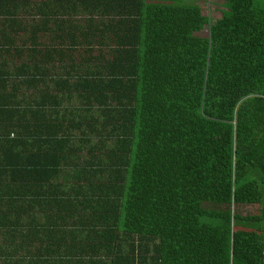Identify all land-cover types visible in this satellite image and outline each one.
Returning a JSON list of instances; mask_svg holds the SVG:
<instances>
[{
  "label": "trees",
  "instance_id": "16d2710c",
  "mask_svg": "<svg viewBox=\"0 0 264 264\" xmlns=\"http://www.w3.org/2000/svg\"><path fill=\"white\" fill-rule=\"evenodd\" d=\"M11 1L1 264H264V0Z\"/></svg>",
  "mask_w": 264,
  "mask_h": 264
},
{
  "label": "rangeland",
  "instance_id": "374dc122",
  "mask_svg": "<svg viewBox=\"0 0 264 264\" xmlns=\"http://www.w3.org/2000/svg\"><path fill=\"white\" fill-rule=\"evenodd\" d=\"M186 1H193L199 4L202 7V11L204 14L211 17L212 20L219 18L221 15V11L223 10L224 6L222 5V1L219 0H186ZM200 36L207 37L209 36V26L207 25L200 33ZM257 205H240L239 210L246 213H254L257 211ZM1 264V260H0Z\"/></svg>",
  "mask_w": 264,
  "mask_h": 264
},
{
  "label": "crops",
  "instance_id": "0c3cea01",
  "mask_svg": "<svg viewBox=\"0 0 264 264\" xmlns=\"http://www.w3.org/2000/svg\"><path fill=\"white\" fill-rule=\"evenodd\" d=\"M18 1L19 0H12L10 3L15 4ZM19 11H21V9H19ZM19 18H20V21L21 22L26 23L25 20H28L29 21L31 19V15H26V14H23L22 13L21 15L18 16V18H17L18 21H19ZM20 191L22 193L20 194L19 199H21L23 201L22 202H19V204H23L26 209L32 210L31 207H30V202L27 201L30 198V197H28V192L24 188H21ZM23 196H24V198H23ZM25 217H26V215L24 214L23 215V218H25ZM28 242L29 243L30 242L35 243V241L34 240L32 241L31 239H29ZM20 244H21V247L22 248L19 249V253H18V256L19 257H17V259L19 260V258H25L27 261L32 260V255L31 254H32V252H35V247L33 246L31 252H27L28 250L26 251V249H25L27 246L24 243H22L21 241H20ZM29 250H30V248H29Z\"/></svg>",
  "mask_w": 264,
  "mask_h": 264
},
{
  "label": "built area",
  "instance_id": "2783aa9c",
  "mask_svg": "<svg viewBox=\"0 0 264 264\" xmlns=\"http://www.w3.org/2000/svg\"><path fill=\"white\" fill-rule=\"evenodd\" d=\"M1 198V197H0ZM0 211H1V206H0Z\"/></svg>",
  "mask_w": 264,
  "mask_h": 264
}]
</instances>
